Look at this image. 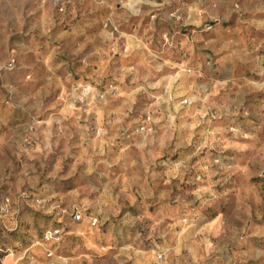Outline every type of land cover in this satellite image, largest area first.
Listing matches in <instances>:
<instances>
[{
    "label": "rangeland",
    "instance_id": "rangeland-1",
    "mask_svg": "<svg viewBox=\"0 0 264 264\" xmlns=\"http://www.w3.org/2000/svg\"><path fill=\"white\" fill-rule=\"evenodd\" d=\"M187 1L0 0V264H264V0Z\"/></svg>",
    "mask_w": 264,
    "mask_h": 264
},
{
    "label": "crops",
    "instance_id": "crops-1",
    "mask_svg": "<svg viewBox=\"0 0 264 264\" xmlns=\"http://www.w3.org/2000/svg\"><path fill=\"white\" fill-rule=\"evenodd\" d=\"M162 1H166V0H162ZM199 1L200 0H197V3H196V6H195V8H196V11L195 12H198L199 10ZM167 5H163V4H161V6H163L164 8H168V9H173V7H174V4H172V2L171 3H169V0H167ZM176 3V2H175ZM175 5H180V7L181 8H185V7H189L190 6V3H188V1L186 0V3H184V2H182V3H180V4H175ZM177 7H179V6H177ZM190 7H193V6H190ZM186 42H188V40H186Z\"/></svg>",
    "mask_w": 264,
    "mask_h": 264
},
{
    "label": "built area",
    "instance_id": "built-area-1",
    "mask_svg": "<svg viewBox=\"0 0 264 264\" xmlns=\"http://www.w3.org/2000/svg\"><path fill=\"white\" fill-rule=\"evenodd\" d=\"M184 101H186V100L184 99Z\"/></svg>",
    "mask_w": 264,
    "mask_h": 264
}]
</instances>
